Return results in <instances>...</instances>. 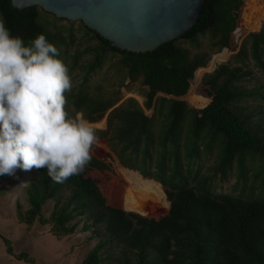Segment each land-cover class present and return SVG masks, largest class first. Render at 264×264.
Segmentation results:
<instances>
[{
  "label": "trees",
  "instance_id": "trees-1",
  "mask_svg": "<svg viewBox=\"0 0 264 264\" xmlns=\"http://www.w3.org/2000/svg\"><path fill=\"white\" fill-rule=\"evenodd\" d=\"M242 8L243 0H207L199 22L182 39L144 54L120 51L79 22V29L93 44L69 55L76 41L74 22L58 20L39 7L19 10L10 0H0V16L12 35L30 44L44 33L59 48L70 74L75 69L84 73L82 83L66 93L69 113L82 112L96 123L112 109L107 128L97 130L98 138L106 141L122 167L137 172L123 169L138 189L161 196L162 186L167 197V213L158 218L125 212L121 186L110 165L92 154L85 170L63 183L54 182L46 167L36 168L26 187L28 209L22 212L16 204L17 221L27 226L35 221L50 224L53 236L73 234L78 222L70 223L76 217L83 219V231L99 228L94 233L98 242L80 264H104L112 258V245L120 247L116 264H264V169L251 183L247 174L248 163L264 157V135L253 127L254 111L248 104L258 93L241 86L250 75L245 62L264 71V23L258 33L244 37L239 28ZM61 21L68 27L58 26ZM200 35L207 36L208 52L234 51L241 40L243 47L230 63L214 69L216 61L211 60L207 68L196 72L198 76L214 69L203 78L207 96L203 108L197 110L179 98L188 92L194 72L208 61V52L198 51ZM186 42L198 52L192 54ZM109 54L119 57L117 65L126 70L130 81L140 80L148 88L145 108L153 110L151 117L134 99L113 108L118 94L88 92L90 75ZM226 54L216 59L222 63ZM85 56L89 60L78 65ZM158 94L165 97L156 98ZM210 157L214 158L212 173L202 175L195 166ZM6 176L0 179L5 181ZM230 177L235 178L231 193H217L214 181ZM103 182L116 189V198L105 193ZM63 191L69 192L64 201ZM48 200L54 201V208L45 220L42 207ZM1 238L9 255L33 263L26 253L15 255L10 241Z\"/></svg>",
  "mask_w": 264,
  "mask_h": 264
},
{
  "label": "rangeland",
  "instance_id": "rangeland-1",
  "mask_svg": "<svg viewBox=\"0 0 264 264\" xmlns=\"http://www.w3.org/2000/svg\"><path fill=\"white\" fill-rule=\"evenodd\" d=\"M244 1L247 2V10L245 13L248 20L250 18L253 22L261 21V23H263L264 1ZM39 12L40 14H43L41 13V10ZM43 17L52 21V17L50 16L45 15ZM57 25L65 28L68 27V24L64 21L58 22ZM79 25V22H74L73 27L76 30V41L70 48L69 55H73L76 52H82L87 46L93 44L89 38L84 36V32L79 29ZM198 40L201 44V48L198 51L208 52L207 36L200 35ZM88 41L90 43H88ZM184 46L188 47L192 54L198 52L193 49L188 42L184 43ZM242 47L243 43L241 40L234 51L226 52V60L222 63L216 59V55L224 53V49L220 52H208V61L206 65L198 68L194 72L188 92L179 99L185 101L188 106L193 109L198 110L203 108L204 100L207 96L206 88L203 86V78L218 66L230 63L233 55L241 52ZM118 59L119 57L117 55H108L103 66L90 75L87 83L88 92L91 95L101 94L105 96L109 93L118 94L119 102L113 108L120 106L128 99H134L141 106L146 116L151 117L153 110L145 108V94L148 92V88L143 86L140 80L130 81L126 77V70L117 65ZM88 60V57L85 56L78 62V65H83ZM211 60L216 61V67L209 72H201L196 76V72L200 69L207 68ZM68 63H70L69 65L71 66L72 60L70 59ZM245 65V70L249 71L250 75L243 79L241 86L246 89H254L258 93L256 97L249 100L248 104L254 111L253 127L257 129L259 134L264 135V71L259 70L250 61L245 62ZM71 76L73 79V87L80 85L82 79H84V73L80 72L78 69H75ZM162 96L164 95L158 94L156 98ZM166 98L170 99L172 97ZM111 110L112 109L106 113L102 120L93 123L96 130H105L107 128V117ZM92 154L110 165L115 177L114 180L121 186V207L125 212H132L148 218H158L167 213L165 188L158 183L162 188L161 196L138 189L135 184L128 180V176L123 172V169L132 173L137 172L122 167L116 156L109 149L105 140L98 138L97 143L93 145ZM213 164V157L203 158L195 167H200L202 175H211ZM247 166L248 179L249 183H251L260 168L264 169V157L248 163ZM35 172V167L30 170L17 169L13 175L6 174L7 178L5 181L0 179V264H80L85 255L98 242V238L94 233L98 231L99 228L93 226L90 230L83 231L81 230L83 219L76 217L70 223L74 224L75 222H78V226L73 234L69 236H53L49 232L51 229L50 224H41L40 222L35 221L32 225L27 226L26 224L17 221L16 204L20 205V210L22 212H25L28 209L29 205L27 201L26 187L29 181L34 177ZM262 176H264L263 173ZM214 183H216L217 186V193L229 194L235 183V178L230 177L224 181L216 179ZM103 185L105 193L109 194L111 198H116L118 195L116 189L107 187L106 182H103ZM68 195V191H63L61 199L64 201ZM130 199L132 200V204ZM126 204L128 206L130 205L129 207L132 206L133 209H127ZM53 208L54 201L48 200L42 207V218L45 220L49 219ZM1 237L10 241V246L15 255L26 253L33 263L24 260H17L15 257L9 255L7 253V246ZM109 255L112 256V258L106 259L104 264H116L115 258L120 256V247L116 245L110 246Z\"/></svg>",
  "mask_w": 264,
  "mask_h": 264
},
{
  "label": "clouds",
  "instance_id": "clouds-1",
  "mask_svg": "<svg viewBox=\"0 0 264 264\" xmlns=\"http://www.w3.org/2000/svg\"><path fill=\"white\" fill-rule=\"evenodd\" d=\"M73 79L59 48L44 33L30 44L0 16V176L45 168L63 183L92 160L97 130L67 110Z\"/></svg>",
  "mask_w": 264,
  "mask_h": 264
},
{
  "label": "water",
  "instance_id": "water-1",
  "mask_svg": "<svg viewBox=\"0 0 264 264\" xmlns=\"http://www.w3.org/2000/svg\"><path fill=\"white\" fill-rule=\"evenodd\" d=\"M56 19L81 22L120 51L147 53L183 36L199 22L207 0H10ZM154 181V180H153Z\"/></svg>",
  "mask_w": 264,
  "mask_h": 264
},
{
  "label": "built area",
  "instance_id": "built-area-1",
  "mask_svg": "<svg viewBox=\"0 0 264 264\" xmlns=\"http://www.w3.org/2000/svg\"><path fill=\"white\" fill-rule=\"evenodd\" d=\"M251 1H259V0H251ZM246 10H247V2L243 0L242 13L239 19V28L245 32L244 37L250 33H258L261 30L262 25L264 23V22L261 23V21L253 22V20L250 18L248 20V18L246 17V13H245ZM223 51L228 52L229 50L224 49Z\"/></svg>",
  "mask_w": 264,
  "mask_h": 264
}]
</instances>
